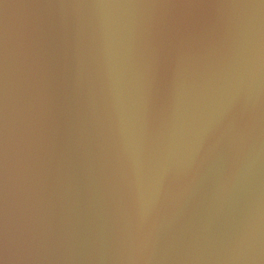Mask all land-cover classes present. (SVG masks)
<instances>
[{
	"label": "water",
	"instance_id": "obj_1",
	"mask_svg": "<svg viewBox=\"0 0 264 264\" xmlns=\"http://www.w3.org/2000/svg\"><path fill=\"white\" fill-rule=\"evenodd\" d=\"M0 264H264V0H0Z\"/></svg>",
	"mask_w": 264,
	"mask_h": 264
}]
</instances>
